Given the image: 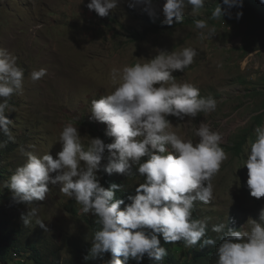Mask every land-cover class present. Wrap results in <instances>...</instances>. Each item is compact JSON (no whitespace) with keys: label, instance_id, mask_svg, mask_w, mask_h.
Wrapping results in <instances>:
<instances>
[{"label":"rangeland","instance_id":"obj_1","mask_svg":"<svg viewBox=\"0 0 264 264\" xmlns=\"http://www.w3.org/2000/svg\"><path fill=\"white\" fill-rule=\"evenodd\" d=\"M89 2L0 0V47L18 57L25 74L23 91L11 97L5 113L14 121L10 127L15 142L8 141L6 147L0 148L8 150L0 164L5 176L0 178V230L20 229L28 251L32 242L44 256L58 259L61 264H87L83 258L90 249L93 233L86 217L92 214L83 213L73 198L62 194L59 186H52L44 201L34 202L39 206L37 217L24 226L21 214L26 212V206L13 201V193L4 187V181L26 162L27 151L37 156L49 153L56 158L62 150L60 133L69 123L79 128L85 149L91 137L112 143L114 138L105 134L106 124L90 119L91 101L111 94L117 86L110 79L111 70L147 62L159 50L180 51L183 47L195 48L198 55L184 72L173 75L177 82L187 81L199 87L201 96L217 99L216 111L206 120L213 130L223 133L221 146L228 154L212 181L214 199L208 204L197 202L193 214L207 218L211 228L229 220L234 221L230 227L249 230L248 219L259 220L264 207V198L250 195L248 169L244 166L250 143L255 140V128L264 127V25L248 10H240L243 16L237 18L240 11L233 8L230 15L213 20L214 8L218 4L222 9L227 6L223 0H207L194 15L189 6L182 23L140 39L133 35L144 33L151 25L150 19L165 20L166 0H152L150 7H130L131 0H120L118 7L105 17L90 10ZM197 19H204L215 28L212 39L198 38L200 30L194 23ZM40 68H46L47 75L33 82L30 73ZM259 117L262 123L257 121ZM168 119L178 135L198 142L194 130L205 119L203 114L191 123H187L189 117L183 121L171 116ZM250 132L252 140L237 154L232 150L233 140ZM107 156L106 151L103 163L108 162ZM119 175L128 188L144 182L138 172L130 178ZM98 177L103 184V172ZM72 206L79 214L73 212ZM37 218L44 221L47 231L35 223ZM83 245L82 252L78 247ZM11 263L21 264L14 260ZM93 264L103 262L97 258Z\"/></svg>","mask_w":264,"mask_h":264},{"label":"clouds","instance_id":"obj_2","mask_svg":"<svg viewBox=\"0 0 264 264\" xmlns=\"http://www.w3.org/2000/svg\"><path fill=\"white\" fill-rule=\"evenodd\" d=\"M206 2L166 0L165 23H182L189 6L194 15ZM260 2L264 4V0ZM119 3L120 0H90L87 7L105 17ZM139 4L150 7L152 0H131L129 6ZM223 5L227 8L222 9L218 4L211 19L230 15L233 7L242 8L243 0H223ZM236 16L242 17L243 12ZM194 23L200 30L199 39H212L216 35L215 28L209 27L206 20L197 19ZM197 55L192 47L171 52L159 50L147 62L111 70L110 79L117 86L111 94L91 101L90 119L106 124L105 134L114 138L112 143L91 137L85 149L79 128L69 123L60 133L58 142L62 150L56 158L49 153L37 156L27 151L26 162L4 181V187L13 193V201L26 206V212L21 214L24 226L37 217L39 206L34 202L44 201L50 188L59 186L60 192L73 198L83 213L92 214L86 217L93 238L84 263L90 264V257L101 259L103 264H129L130 260L141 264L145 256L161 261L169 255L168 249L161 246L162 236L166 244L183 242L186 248L197 244L201 248L215 247L216 264H264V207L260 209L259 220L248 219L247 231L230 227L234 221L229 220L211 228L207 218L193 214L197 202L208 204L214 199L213 178L228 158L221 146L223 133L213 130L206 120L207 115L216 111L217 99L201 96L199 87L187 81L177 82L173 75L184 72ZM47 71L46 68L34 70L30 79L39 81ZM24 77L18 57L0 47V133L8 138L0 142V148L6 147L8 141L15 142L10 127L14 121L5 113L11 97L23 91ZM200 114L205 119L194 130L199 138L195 143L173 131L168 119L171 116L183 121L189 117L187 123H191ZM254 131L255 140L250 143L244 166L248 169L250 195L260 199L264 198V127L257 126ZM106 151L108 162L103 163ZM7 152L0 149V164ZM100 172H103V184L98 177ZM137 172L144 177L139 186L128 188L120 179L119 174L130 178ZM0 173L3 175L0 178H5L4 170ZM132 189H136V194L127 197L130 203L115 198L117 191ZM121 205L125 206L121 208ZM71 208L79 214L76 207ZM89 221L93 227L99 224L100 230L94 233ZM35 223L47 231L44 221L37 218ZM19 231L21 239L22 231ZM24 248L11 250L10 257L16 263L29 264V260L34 263L30 258L32 249ZM106 253L111 254L108 260L104 258Z\"/></svg>","mask_w":264,"mask_h":264},{"label":"trees","instance_id":"obj_3","mask_svg":"<svg viewBox=\"0 0 264 264\" xmlns=\"http://www.w3.org/2000/svg\"><path fill=\"white\" fill-rule=\"evenodd\" d=\"M232 9V8H231ZM233 10L240 11V10H248L251 12V15L254 18H257L263 25H264V4L260 2V0H243V7H233ZM230 12V11H229ZM151 25H149L148 28H146L144 33L136 34L134 33L135 38L145 39L147 35L150 33H157L161 30H167L170 29L172 25H168L165 23L164 19H158L156 22L150 19ZM176 24V23H175ZM174 24V26H175ZM259 123H262L261 117L257 120ZM5 135L3 133H0V142L6 141ZM249 140H252V133H246L243 136H238L233 140V147L232 150H235L237 154H240L243 150V147L245 144L248 143ZM0 176L1 175L0 173ZM111 185V184H110ZM107 188V187H106ZM136 189L132 190H119L115 193L116 199H123L125 201V204L130 203V201L127 199L129 195H135ZM125 205H121V208H123ZM98 218H96L97 220ZM91 228L93 227L92 221H89ZM100 225L96 223V225L93 227L94 233L98 230H100ZM20 231L19 229L12 227L11 229H1L0 230V262L2 264H12L10 257V252L13 249L22 250L24 248V242L19 239L20 237ZM161 240V246L168 249L169 255L165 257L161 261H154L149 260L147 256L143 259L141 264H216V254H215V247L213 246H206L204 248H201L199 244H197L194 247L186 248L183 244V242H177L175 244H166L163 241L162 236L159 237ZM220 243L219 240H217V245ZM31 249H32V256L30 257L34 263L30 264H61L60 261L57 259L49 260L44 258L42 252L38 249L36 245L33 243H30ZM173 245V246H172ZM91 246H89L90 248ZM80 251L83 252V246L78 247ZM25 249V248H24ZM89 254V250L86 253V256ZM184 256L183 258H181ZM104 258L106 260L111 258L110 253H106L104 255ZM122 259V257H121ZM91 257L89 258L90 264H93L94 262H91ZM129 264H137L135 260H130Z\"/></svg>","mask_w":264,"mask_h":264}]
</instances>
